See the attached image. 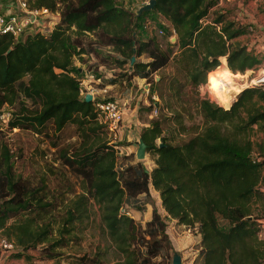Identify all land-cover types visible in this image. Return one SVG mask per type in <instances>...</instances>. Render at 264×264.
<instances>
[{"label":"trees","instance_id":"obj_1","mask_svg":"<svg viewBox=\"0 0 264 264\" xmlns=\"http://www.w3.org/2000/svg\"><path fill=\"white\" fill-rule=\"evenodd\" d=\"M26 1L30 8L58 10L59 20L48 33H28L24 38L0 35V116L5 105L11 109L9 129L40 133L50 122L60 132L67 124H75L88 139L87 132L96 133L102 126L97 125L93 101L80 96V81L72 70L73 59L87 53L80 38L86 33L100 31L102 44L112 47V58L119 66L132 56L148 58L135 61L126 70L129 78L147 79L173 59L176 71L186 78L183 85L196 88L208 83L209 77L211 85L215 80V87L223 89L231 81L223 76L244 73L260 63L254 52L235 41L246 31L244 27L221 15L210 18V10L219 0H155L151 10L169 23L163 37L170 41L176 36L168 43L175 51L163 48L156 35L137 37L134 14L116 0ZM205 18L210 21L203 24ZM112 78L101 80L102 86L113 85L116 76ZM175 82L172 78L166 85L160 77L150 90L171 110L170 100L180 92L175 91ZM26 100L35 108L29 109ZM153 105L156 108L159 103ZM196 107L203 129L178 144L163 135L160 119L143 128L140 139L154 163L150 170L142 162L127 159L124 164L126 155L120 156L122 166L115 168L119 157L111 144L92 149L83 145L81 153L70 155L63 152L65 166L82 177L84 193L68 207L54 238L53 227L34 217L39 214L43 219L51 206L44 201L43 187H31L15 175L13 154L1 144L0 232L15 243V255L29 260V249L48 242L40 249L41 258H56L55 249L70 241L75 222L88 216L87 202L93 198L100 205L104 228L116 244L117 264H154L165 244H170L166 223L154 208L144 225L124 209L130 205L141 212L144 206L136 205L135 199L148 195L152 186L166 215L176 224L196 227L200 234L194 264H263L264 239L259 240L258 233L264 215L258 212L264 207V161L253 157L255 143L249 132L253 126L264 129V90L260 86L242 89L229 108L207 98L198 99ZM262 153L260 147L259 156ZM91 262L101 264L98 256Z\"/></svg>","mask_w":264,"mask_h":264},{"label":"rangeland","instance_id":"obj_2","mask_svg":"<svg viewBox=\"0 0 264 264\" xmlns=\"http://www.w3.org/2000/svg\"><path fill=\"white\" fill-rule=\"evenodd\" d=\"M116 1L134 14L133 30L137 37L146 38L156 35L160 39L163 48L176 50V47L168 46V43H173L176 40V36L174 35L170 41L163 37L164 33L169 29V23L166 20L152 12V10L137 14L138 9L148 3L147 0ZM247 2V0H243V6L247 4ZM236 9L237 7L234 3H226L224 0L222 2L218 1V4L210 10V18L214 19L216 16L221 15L227 21L234 22L239 27H244L246 29L245 32L248 33V25L243 21L245 17L237 19V13L239 12H236ZM54 14L56 16L55 20H57L59 11H54ZM48 26L49 24L46 23L41 27V31L39 32L48 33ZM161 30L163 33H161ZM34 31L35 30H32L31 32L34 33ZM31 32L27 30L25 34H23V38ZM99 33H86L80 36L82 44L84 45L83 47L87 53L81 55L80 58H74L72 63L73 73L79 79L80 86L82 87L83 85L82 79L85 78V71L92 73L95 77L100 76L103 81L113 79L112 77L115 75L116 79L113 86L106 93H100L99 96L116 99L123 107V117L126 112L125 108H128L127 114L131 116L133 113L132 117L136 118L141 123V126L145 124V126L151 125L152 121H158L160 119L162 121L161 126L163 135L173 144H178L203 129V120L196 107V101H198V99L207 98L223 108H229L230 104L233 102L232 93H235L237 96L242 89L252 86H260L264 90V83L257 82V79L264 74V51H261L259 47H255L256 44L247 46L249 50L254 52L260 59V63L255 69H249L244 73L237 72V75L228 74L223 76L225 78H230L231 81L227 82L230 84L229 87L232 88V86H236L235 90L230 92L229 103H226L222 100V94L227 86L223 89L220 87H213L211 82L209 83V77L208 83L206 81L196 88L190 87L188 84L183 85L186 83V78L184 73L176 71L177 68L173 59H171L165 67L157 70L147 79L140 77L129 78L126 70H128V68L131 69L135 61H147L148 58L143 55L136 57L132 64L129 60L124 66L117 65L112 58L114 56L112 47L102 44V36ZM239 39H241V37H239ZM237 40L238 38H236L235 41ZM239 42L242 43L241 40H239ZM76 67H80L83 72L79 74L76 73ZM160 77L164 78L166 85L169 84L172 78L177 81V83H174L175 91L178 89L180 92L177 97H173L172 100H170V102H172V110L167 109L160 98H158L157 101L159 106L156 108L153 107V103L156 102V100L151 97V92L149 94L146 92L148 88L151 90L156 87L154 83L158 81ZM101 80L98 82V87H102ZM201 88L203 91H201ZM113 93H117V96H113L112 98L110 95ZM171 93L172 92H167V94ZM150 104H152V107L149 106ZM26 105L29 109L35 108L33 103L29 100H26ZM148 107L150 109H148ZM10 111L11 109L6 105L1 110L0 145L6 144L10 148L13 154L12 164L16 176L19 175L31 187H43L46 194V196H44V201L51 202V206L46 209L47 212L43 219L40 218L39 214L33 215L38 222H48L50 226L53 227L52 238L57 237L56 229L63 222L66 210L79 195L84 193L82 188L84 181L82 177L65 166L64 159L61 155L63 152L69 155L72 153H81L83 145H86V147L90 149L97 148L101 146V144L109 145L106 131L104 127L101 126L97 129L96 133L87 132L89 136L88 139H86L75 124H67L60 132L54 131L50 122L47 123L40 133L29 129H9L7 127L6 118L7 116L9 117ZM164 118L167 120H164ZM97 125H101L98 120ZM87 127L88 124H86L85 128ZM249 137L255 143L253 157L257 155L259 160L264 161V129L253 126V129L249 132ZM156 142L159 143L160 140L157 139ZM119 144L121 148H118L116 151L119 150V152L125 153L126 148L122 147V142H119ZM260 147L263 148L262 156H259ZM128 152L129 150L127 149V153ZM135 154L136 151L124 156V159L126 158L124 164L128 159V161L132 160L134 163L142 162L148 170L154 166L153 158L149 153L146 152L145 158L142 160H138ZM123 155L124 154H122V156ZM122 160L123 158L119 157L117 164H115V168L118 169L122 166ZM261 189L264 192V184ZM152 193V196L150 194L138 196L134 203L143 206L145 202H149L156 211L159 209L162 212L163 209L159 204L160 198L158 192L155 193L152 191ZM134 207L135 206L128 205L125 206L124 209L127 210L129 215L137 217V213L135 212L137 210H135ZM258 213L264 215V207H260ZM87 215L88 216L84 217L82 220L75 222L74 231L68 236L70 237V241H68L67 245L55 249V252L59 253L56 258H41L42 254L40 249L48 244V242H45L26 252L31 259L27 260L25 258V264H95L91 261L97 260V256L101 264H117L120 260V256L116 244L108 236L101 220L100 205L93 198H89L87 202ZM136 221H138L137 218ZM187 228L188 227H181L180 230L176 229L177 231L175 233L183 236L188 233ZM195 230H193V232ZM2 236L5 235L0 232V237ZM258 239H264V229L258 233ZM172 256V248L169 243H166L160 256L153 260L154 264H170L172 263ZM80 257L86 258L85 262L80 260ZM189 259L188 257L184 261L186 262ZM197 264H199V262Z\"/></svg>","mask_w":264,"mask_h":264},{"label":"crops","instance_id":"obj_3","mask_svg":"<svg viewBox=\"0 0 264 264\" xmlns=\"http://www.w3.org/2000/svg\"><path fill=\"white\" fill-rule=\"evenodd\" d=\"M222 2L223 0H219ZM226 3H234V5L237 7L236 12L237 13V19L245 17L243 21L246 22L248 25V33L244 32L243 34L239 35V40L242 41V45L252 46L255 45V47H259L261 51H264V0H247V4L243 6L242 1L243 0H224ZM1 8V5H0ZM244 22V23H245ZM244 26V25H242ZM249 27L252 28V30L249 29ZM246 33V34H245ZM241 37V39H239ZM236 40V39H235ZM248 48V47H247ZM249 49V48H248ZM78 69V74L82 73L83 70L80 69V67H76ZM86 71L84 72V74ZM100 80H98L99 82ZM233 84V83H232ZM96 85V84H95ZM113 85H104L102 87H98L101 91H104L106 93ZM234 88V86H232ZM224 90V93L225 94ZM222 94V100L224 102H228L224 99ZM105 95V94H104ZM113 96H117V93H113L110 95V97L113 98ZM127 109L125 108V113L123 117V130L121 131L120 135V142H122V147L126 148V152L122 154L128 155L132 152H135L137 149V144L140 139V134L143 130V128L148 127L147 126H141L140 122L127 114ZM139 124V125H138ZM121 148V146H120ZM127 149L129 152L127 153ZM130 162L134 163L133 161L129 160ZM154 164V163H153ZM152 191L157 193L152 186L149 188V194L152 196ZM160 204V203H159ZM144 208L140 211H135L137 213V217L133 216L135 219L137 218L138 221L141 224H145L147 221H149L152 217V210L153 206L149 202H145L143 204ZM157 212L161 215L164 222L166 223V229L165 232L168 236V239L170 241V245L172 247V252H178L181 255L182 264H194V259L197 257L198 254V248L196 246L200 234L197 233L196 227L190 228L188 227V233L181 236L177 233H175L177 230L181 227L186 228L185 225L182 224H176L175 219H172L166 215V212L163 210L162 212L157 209ZM196 229V230H195ZM193 230H195L193 232ZM18 252V250H15L14 253H4L0 249V264H25V257L23 256H16L15 254ZM190 258L188 261H184L187 258Z\"/></svg>","mask_w":264,"mask_h":264},{"label":"built area","instance_id":"obj_4","mask_svg":"<svg viewBox=\"0 0 264 264\" xmlns=\"http://www.w3.org/2000/svg\"><path fill=\"white\" fill-rule=\"evenodd\" d=\"M0 8V35L8 34L13 38L22 36L28 30L31 32L41 31V27L46 23L49 24L48 31L50 32L54 25L59 20V14L57 20L54 11L49 10L46 7L30 8L26 0H9L1 2ZM209 18L202 19L203 24L209 22ZM252 30L251 27H249ZM33 33V32H31ZM172 38V37H171ZM170 38V39H171ZM83 85L79 88V94L84 97L86 93H90L93 101V110L96 113L97 120L104 127L109 144L114 145L117 150L120 148L118 142L120 141L121 131L123 130V107L115 99H108L99 96L100 93H104L97 88L98 79L90 73H85V78L82 79ZM96 82V83H95ZM258 83H264V78L259 77ZM147 94L150 93V89H147ZM151 97L158 101V97L155 93L151 94ZM10 117V114H9ZM9 117L7 116V122ZM122 155L121 151H117V156ZM124 211V209H122ZM260 227L264 229V219L259 221ZM0 249L4 253H14L16 245L13 241L8 240L6 237H0Z\"/></svg>","mask_w":264,"mask_h":264},{"label":"water","instance_id":"obj_5","mask_svg":"<svg viewBox=\"0 0 264 264\" xmlns=\"http://www.w3.org/2000/svg\"><path fill=\"white\" fill-rule=\"evenodd\" d=\"M155 6V0H149L148 3L144 4L142 7L138 9V14L143 12V11H149ZM135 61V57L132 56L130 58V63L132 64ZM236 95H232V101L235 99ZM92 96L90 93H86L83 97V100L86 102L91 101ZM232 104V103H231ZM230 104V106H231ZM146 155V145L142 141V139H139L138 144H137V149H136V158L138 160H142L145 158ZM171 264H182V259L181 255L178 252H174L172 256V263Z\"/></svg>","mask_w":264,"mask_h":264},{"label":"bare ground","instance_id":"obj_6","mask_svg":"<svg viewBox=\"0 0 264 264\" xmlns=\"http://www.w3.org/2000/svg\"><path fill=\"white\" fill-rule=\"evenodd\" d=\"M262 78H264V74H263V76H262ZM225 86H227L226 87V91H225V94H223V97H224V99L225 100H227L228 102H226V103H229V101H230V92L231 91H234L235 90V88H236V86H234V88H231V87H229L230 86V84L229 83H225ZM235 93H232V95H234ZM231 103V102H230Z\"/></svg>","mask_w":264,"mask_h":264},{"label":"clouds","instance_id":"obj_7","mask_svg":"<svg viewBox=\"0 0 264 264\" xmlns=\"http://www.w3.org/2000/svg\"><path fill=\"white\" fill-rule=\"evenodd\" d=\"M212 86L215 87L216 86V81L212 80ZM201 91H203V89L201 88Z\"/></svg>","mask_w":264,"mask_h":264}]
</instances>
